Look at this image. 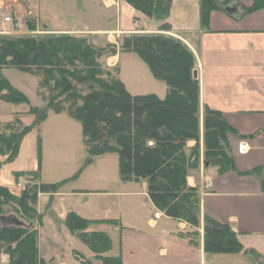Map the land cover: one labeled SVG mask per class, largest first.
<instances>
[{
    "label": "trees",
    "instance_id": "trees-1",
    "mask_svg": "<svg viewBox=\"0 0 264 264\" xmlns=\"http://www.w3.org/2000/svg\"><path fill=\"white\" fill-rule=\"evenodd\" d=\"M172 1L124 0L143 16L160 22L168 17ZM249 1L248 11H264V0ZM223 2L229 0H201L204 30L211 13L222 8ZM27 25L29 31H38L36 21L30 19ZM159 30L170 32L171 27L163 23ZM119 52L136 55L153 77L166 85L164 99L128 92L116 74L102 63V58ZM196 63L194 53L185 43L162 34L127 35L119 46L108 44L105 48L95 47L89 37L76 35L0 37V101L15 106L30 104L2 75L4 70L13 68L39 78L40 95L45 102L43 108L29 105V114L35 116L32 125L25 126L16 119L0 126V155L8 156L4 163L15 162L23 139L39 130L49 113L66 114L81 126L87 165L115 153L122 181L146 182L156 209L198 229L199 197L188 186L187 178L199 162L201 142L208 169L225 175L234 171V164L228 148L232 129L221 112L201 105L200 85L193 79ZM15 123L21 126L20 130L12 128ZM38 141L36 171L15 174L16 180L20 176L26 179L23 189L16 192L0 186V264H55L40 256L38 228L42 217L37 206L39 195L58 193L65 181L53 185L38 183L42 151ZM191 141L196 145L187 150ZM106 223L115 224L90 221L73 211L64 221L67 230L95 255L97 264H123L121 257L107 255L112 250L109 235L89 231L94 225ZM203 224L206 253L250 252L230 226L208 217Z\"/></svg>",
    "mask_w": 264,
    "mask_h": 264
},
{
    "label": "crops",
    "instance_id": "crops-1",
    "mask_svg": "<svg viewBox=\"0 0 264 264\" xmlns=\"http://www.w3.org/2000/svg\"><path fill=\"white\" fill-rule=\"evenodd\" d=\"M103 1L108 11H115V15L120 17L130 16L132 23L125 24L123 29L120 21L119 29L84 31L86 34L83 35L90 36L92 40L114 35L104 42L93 41L95 47L105 48L108 44L119 46L127 35L162 34L181 40L192 50L197 62L195 70L198 72L201 105L221 112L232 129L228 148L234 171L221 175L212 168H206L201 142L199 162L190 169L187 178L188 186L196 190L199 197L201 226L198 229L186 222L175 221L156 209L148 196L146 182H142V186L120 182L118 186L79 187L70 194H41L37 206L42 217L38 228L41 258L55 264H97L95 255L80 240L83 246L76 243L64 225L67 214L73 211L90 221L115 222L114 225H94L89 231L109 235L112 241L109 256L112 253L111 256L121 257L123 264H264V11H248L251 6L249 0H229L211 13L207 30H204L201 0H173L165 22L143 16L124 0ZM5 13L15 15V10L8 5L0 6L2 29L5 27L1 26ZM163 23L171 27L170 32L159 30ZM37 27H40L38 23ZM42 31L52 35H77L69 30L43 28ZM42 31L38 28L33 34ZM130 55L134 54L119 52L108 58L109 65L106 61V67L111 71L117 69L118 73L120 69L125 71L129 68L131 83L126 75L122 81L131 95H156L164 99L166 85H161L155 78L148 84L149 78L145 76L150 73L149 69L141 64V60ZM141 70L146 72L144 76ZM145 82L146 88H140ZM13 107L17 106L0 101V124L6 125L19 119L23 125L29 126L23 121V116L29 114V108L18 113ZM49 114L40 126L41 131L42 127L47 129L53 123L50 131L55 133L54 140L64 130L70 134L67 120H58L60 115ZM31 121L32 125L35 116L31 117ZM195 145L194 141L188 142L187 150ZM4 162V157L0 155V186L13 190V187L5 185L2 178L1 165ZM45 162L43 145L40 173ZM37 166L38 163L33 169H12L10 172L13 175L34 172ZM75 169L76 165L71 164L68 173L72 174ZM209 181L212 182L210 189L207 188ZM76 195L83 201H77V209L73 207L74 202L66 204L65 199L66 196L72 199ZM86 198H91L92 203L90 200L85 202ZM205 217L230 226L245 250L250 252L237 255L206 253ZM79 256L85 259H79Z\"/></svg>",
    "mask_w": 264,
    "mask_h": 264
},
{
    "label": "rangeland",
    "instance_id": "rangeland-1",
    "mask_svg": "<svg viewBox=\"0 0 264 264\" xmlns=\"http://www.w3.org/2000/svg\"><path fill=\"white\" fill-rule=\"evenodd\" d=\"M2 5H8L13 10H15V15L5 13V15L3 14L4 16L11 15L15 19H19L20 21L24 22L23 28L21 29V34H5V32H11V30L4 26L3 29L1 27L0 37L4 38L44 36L45 34L42 29L47 28L49 30L75 31V34H77L76 36L78 37H89V41L91 43L93 41L104 42L107 38H113L114 35L108 34L106 36H101L98 39L93 38L94 40H92L90 36L83 35L86 34L84 31L119 29L118 25L120 24V21L122 23L123 29L125 24L132 23V18L130 16L123 15L120 17L115 15V11H108L103 0H0V6ZM130 12H132V9H130ZM29 19L35 20L36 25L38 23L40 26L38 28L42 32L33 34V32L29 31L27 27V22ZM2 25H4V18H2L1 21V26ZM41 33L43 34L41 35ZM130 56L137 58V60L139 59L136 55ZM110 57H113V55L102 58V63L104 62L106 64V61H108L107 64L109 65L108 58ZM141 64L147 68L143 62ZM110 65L111 67L113 66L112 63ZM122 66L123 65L121 64L120 68ZM114 70L117 71V69ZM116 71L112 72L115 74L117 73L116 76L120 78L121 81L126 75L127 80L130 82L132 75L129 74V68H125V71H121L120 69L119 73ZM145 73V71L141 70L142 76H144ZM2 75L14 88L22 92L29 99L30 106L37 108H43L45 106V102L40 95L38 77H35L29 73L20 72L13 68L4 70ZM145 77L149 78L148 84H150L152 80H155L153 75L148 72ZM157 82L163 86L165 85L160 81ZM146 84L147 83L145 82V85L140 88H146ZM29 105L13 107V110H17L18 113H23L27 108L30 107ZM49 115L50 114H48V118ZM23 117V121L31 125V117H33V115H29L27 113ZM60 117L61 118L58 120H67L69 122L67 126L70 134H68L67 130H64L60 135L58 134L59 137L54 140L55 133L50 131V126H52L53 123H50L47 129H43L42 127V131L41 129L33 130L23 139L21 143L20 154L15 162L4 163L1 165V173L3 175L2 178H4V183H6L5 185L13 187V191L16 192L22 190L14 188L16 184V178L15 175H13L10 171L12 169L34 168L38 160L39 139L42 148L40 170L42 168L43 145L46 158L45 165L39 176V181L41 184L53 185L55 183H61L62 181H65L58 192L62 194H70L73 190L77 191L79 187L80 189H86L94 186H118L117 183H125V181H122L120 178L118 157L115 153L104 155L103 157L96 159L93 163L88 165L86 164L88 155L85 151L80 124L76 121H73V119L69 118L66 114H61ZM18 118H20V115ZM2 124H0V126ZM12 128L18 131L21 129V126L19 127L15 123L13 124ZM7 158L8 156L5 155L4 159L6 160ZM71 164L76 165V169L72 174H69L68 170ZM130 183L133 184L129 186H142V181ZM22 184L24 185L25 183L23 182ZM65 199L67 200L66 204H69L70 201L74 202L75 205L73 207L76 209L77 201L83 203L81 197H77V195L72 199H70L69 196H66ZM87 200H90L92 203L91 198L84 199L85 202ZM72 236L76 243H81L74 234H72ZM81 245L83 246L82 243ZM110 254L112 255V253ZM3 261H6L5 257H3Z\"/></svg>",
    "mask_w": 264,
    "mask_h": 264
},
{
    "label": "built area",
    "instance_id": "built-area-1",
    "mask_svg": "<svg viewBox=\"0 0 264 264\" xmlns=\"http://www.w3.org/2000/svg\"><path fill=\"white\" fill-rule=\"evenodd\" d=\"M4 25L6 28H9L11 30V32H5V34H21V29L23 28L24 23L22 21H20L19 19H15L13 16L9 15V16H4ZM25 183V179L23 176H20L17 180H16V189H23V184ZM207 188L210 189L212 188V182L209 181Z\"/></svg>",
    "mask_w": 264,
    "mask_h": 264
},
{
    "label": "water",
    "instance_id": "water-1",
    "mask_svg": "<svg viewBox=\"0 0 264 264\" xmlns=\"http://www.w3.org/2000/svg\"><path fill=\"white\" fill-rule=\"evenodd\" d=\"M193 79H194L196 82H198V72H197L196 70H194V72H193ZM205 167H206V168H209V163H206V164H205Z\"/></svg>",
    "mask_w": 264,
    "mask_h": 264
},
{
    "label": "bare ground",
    "instance_id": "bare-ground-1",
    "mask_svg": "<svg viewBox=\"0 0 264 264\" xmlns=\"http://www.w3.org/2000/svg\"><path fill=\"white\" fill-rule=\"evenodd\" d=\"M7 69V68H6ZM8 70V69H7ZM116 71V70H115ZM41 75V74H40ZM117 79V78H116ZM42 82V81H41ZM46 88V87H45ZM44 88V89H45ZM43 89V88H42ZM107 153V152H106ZM28 175V174H27ZM34 177V176H33ZM34 180V179H33ZM41 187V186H40ZM51 192V191H50ZM78 235V234H77ZM181 238V237H180ZM114 245V244H113ZM189 245V244H188ZM197 246V245H196ZM198 249V248H197Z\"/></svg>",
    "mask_w": 264,
    "mask_h": 264
}]
</instances>
